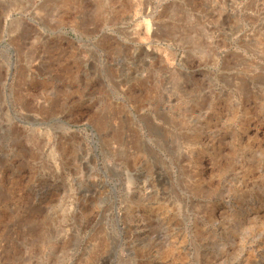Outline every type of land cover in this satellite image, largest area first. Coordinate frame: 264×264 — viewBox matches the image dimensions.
I'll use <instances>...</instances> for the list:
<instances>
[{
  "label": "rangeland",
  "instance_id": "obj_1",
  "mask_svg": "<svg viewBox=\"0 0 264 264\" xmlns=\"http://www.w3.org/2000/svg\"><path fill=\"white\" fill-rule=\"evenodd\" d=\"M34 1L23 9L24 0H0V124L9 119L21 139L0 148V264H264V0ZM142 10L162 26L161 39L141 18L123 20ZM53 15L67 36L49 31L50 42L24 56L33 38H17L23 24L41 32ZM110 99L141 127L145 113H162L158 123L182 137V156L165 153L167 167L138 176L140 162L125 167L102 154L96 125ZM56 120L72 135L63 137L65 166L49 170L34 144L53 139ZM77 142L83 157H97L80 166ZM90 182L105 186L104 199L77 200L92 194ZM101 219L119 247L105 239L98 252ZM78 225L73 258L66 245L47 246Z\"/></svg>",
  "mask_w": 264,
  "mask_h": 264
},
{
  "label": "bare ground",
  "instance_id": "obj_2",
  "mask_svg": "<svg viewBox=\"0 0 264 264\" xmlns=\"http://www.w3.org/2000/svg\"><path fill=\"white\" fill-rule=\"evenodd\" d=\"M34 2H35L34 0H24L23 9H25V5H30V4H33ZM175 4H177V3H175ZM20 9H21V7H18L16 9V11H20ZM33 14L37 15L38 13L35 11V12H33ZM145 16H148L147 15V11L146 10H142V11H140V14L138 15V17H137V13H135L132 16L128 14L127 17L125 16L126 19H123V20L125 22H127V23H130V21H132L134 19L141 18L142 21L144 22L145 26H146V29H148V31H149L148 34H150L154 39H157V40H158V38L161 39L163 37V35H165L164 34L165 32L162 33V31H163L162 28H161L162 26L160 25L161 26L160 27L158 25V23H156V22H149L148 21L149 19L146 20L145 18H143ZM11 18L12 17L10 16V14H7L5 16L4 23H7L8 20H11ZM50 21H51L50 22L51 25L47 24L45 26V29H43L41 32L40 31H35L34 28L31 25H29L28 23L23 24V26L21 27L20 33H18V35H17V38L22 39V40H24V39H29L30 40V38H33L32 40L29 41L30 46L27 48V52H25L24 49L22 48V50H23L22 53H23L24 56L27 53L28 55H31V56H28V57L33 58L34 57L33 55L36 53V50L33 47H31V46L36 45V44H43V45L46 46V44H48L50 42V38H51L50 36L52 34H54V30L56 28H57L56 29L57 32H55V33H57L58 35H55V34L54 35L56 36V38H60V42H62L61 40L63 39V37L67 36L68 33L65 31L64 25H62V17H61V15H60V17H57V16L53 15L51 17ZM4 28H6V26H4L3 29ZM49 31H50L51 35H48ZM23 44H25V41H23ZM225 61L227 62V60H225ZM116 63H117V61H116ZM259 68H261V67H259ZM118 70H120L121 73L125 74L123 67L122 68H118ZM261 70H263V69H261ZM130 71L131 70H129V72ZM107 74H109V73L107 72ZM113 74L111 73L110 76H109V79L112 80V82H114V79L115 80L118 79L117 80L118 85H123V84H121L122 82L125 83L124 79H122V80L119 79V78L116 79V77H115L116 72H115L114 76H113ZM139 79H140V77H139ZM239 79H242V78H239ZM243 81H244V79H242V83H243ZM30 82H31V80H30ZM247 82L248 81H246L245 85H248L250 83V82H248V83ZM115 85H116V83H115ZM125 88H127V87H125ZM185 88H187V87H185ZM194 90H195V87L190 90L191 93H190L189 96L191 98L195 94ZM53 94H54V96H55V98L57 100L60 98V95H59L58 91H55ZM36 103H37V107L38 106L41 107L42 105L40 103H43V102L36 101ZM47 104H48V107H51V108L54 106L53 100H51ZM194 104H196V103H194ZM43 105H45V104L43 103ZM106 107H107V110L106 111L104 110V112H102V114L99 115V119H98L99 124L96 125L97 126V134L101 133L102 135H104L103 146H102L103 147L102 154H104L105 156L113 157L118 164L124 165L125 167H130V166L131 167H135L136 163L140 162L141 165H143V166L141 167V165H138L136 167L138 169L135 170L136 173L138 174V176H140V175L144 174L146 170H148L147 169L148 167H149V169L152 166H153L152 169H157V168L159 169L160 166L161 167H167L166 166V162L167 161L165 162V160H164L165 156L163 158V154L168 153V154H171L173 156L181 155V152L179 151V148L182 146L181 145V141H180V140H182V137H180L178 135L176 136V134H174L175 132L172 135H170L165 130V128L162 127L158 123V121H160V122L166 121V119H165V117L163 116L162 113L161 114L160 113H157V114L154 113L153 115H149V114L145 113L140 118L141 119L140 122H142V125H143V127H141L140 125H135L133 123L132 115L127 114L125 112L123 113V109L121 108L120 104L118 105L116 103V101L114 102L113 100L110 99L109 101H107V106ZM154 111H155V108H154ZM2 113H4V112H2ZM122 113H123V115H121ZM33 116H35V115H33ZM14 121H15V118H14ZM116 122H118L117 125L115 124ZM167 123H168V121H167ZM172 125H173V123H172ZM176 126L173 127V129L175 131L177 130ZM144 128L152 136L151 139L150 138L149 139L143 138L141 130L142 129L144 130ZM52 129H53V135L54 136H53V139L51 141H48L44 146H43L42 142L41 143L37 142L36 144H34V151L36 153H38L40 156H43V157L46 156V154H47V157H48V160H49V163H48L49 166L47 165V167H48L49 170L51 169V167H50L51 165L50 164H52L53 166H56V165L58 166L60 164L59 167L60 166H62V167L65 166V164H66L65 156H66V152L67 151H65L63 137L66 134L67 135H72V131H71L70 127L66 123H64V121H62V120H56ZM19 137H20V132L18 131V129H15L13 127V124L11 123V121L9 119H7L6 125L0 124V148H5L6 145L9 144V143L5 144V142L6 141H10V140L13 143V146H18L19 144H21V139ZM105 139H107V141H105ZM69 140H70V138H69ZM84 144H85V142H82V143L77 142L76 145H74L76 147V149H75L76 158L79 160L80 163L79 162L78 163H79L80 166H84L83 161H82V157L84 155V151H83ZM23 149L26 150L25 147ZM93 157H97V156L95 154H93V155L86 154V156L83 157V158L84 159H88V158H93ZM0 166H1V163H0ZM90 169H91V171H94L95 173H97L95 167H92ZM112 172L114 173V174H112L113 176L118 177V174H116L114 172V168L113 167H109L107 169V171L105 172V174H110ZM126 172H127V170H126ZM3 178H4V170L0 171V198L4 197V194H2V192H3L2 190L4 189V187H3V182H4ZM90 183L93 185L94 191L92 190V194H90L89 198H87L84 195L83 197H79L77 200L84 199V198H85V200H88V199L91 198L92 201L94 199H96V198L100 199L102 194L104 193V191H106L105 186H102V190L103 191H100V190H96V184L94 182L93 183L90 182ZM115 191H116V185L113 186V192H115ZM134 192H135V190H133L129 185H127L126 196H125V201L126 202H129V198H132V199L135 198L134 195H133ZM102 198L104 199V197H102ZM105 199H106V197H105ZM3 200H4V198H3ZM113 203L115 204V201ZM113 203H112V205H114ZM37 211H38V213H40L42 211V209L39 208V209H37ZM101 221H102V219L100 220V222H99L100 225L98 226L99 227V231L98 232L101 235L100 236L101 237V242L98 245V249H99L98 252L102 251L103 246H105V245L107 246V244H108L107 241L108 240H105V239H110L111 243H113L115 246L119 247L121 245L122 241L118 240L117 235L111 237L110 234L107 233V231L104 228L103 224L101 225ZM115 229H116V225H113V228H112L113 232H115ZM16 230L17 229H15L14 233L16 232ZM73 230H75V232H76V241L75 240L72 241V239H71L72 234H73V233H71V231L73 232ZM81 234H82V228H81V225H78L77 229H74V228L68 229V233L66 232V234H61V235L57 234V235H55L54 239H53V241H54L53 246H52V244H47V246L50 247L51 250H55V252H56L58 248L60 249V245H66V246H68L70 248L69 249V250H71L70 251V255L73 258V256L75 255V252L78 251L77 249L79 247L80 241H82L81 240L82 239V235ZM16 246L20 247V245H17V244H16ZM66 254H67V252H66V248H65L63 254H61V255L65 256ZM66 261H67V263H69L71 261L69 264H73L71 258L70 259L67 258Z\"/></svg>",
  "mask_w": 264,
  "mask_h": 264
}]
</instances>
